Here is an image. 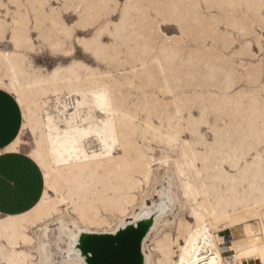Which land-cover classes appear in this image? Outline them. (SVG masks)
<instances>
[{
	"label": "bare ground",
	"instance_id": "obj_1",
	"mask_svg": "<svg viewBox=\"0 0 264 264\" xmlns=\"http://www.w3.org/2000/svg\"><path fill=\"white\" fill-rule=\"evenodd\" d=\"M0 36L7 150L31 132L45 180L0 216V264H264V0H50L0 9ZM74 40L92 63L36 64Z\"/></svg>",
	"mask_w": 264,
	"mask_h": 264
},
{
	"label": "crops",
	"instance_id": "obj_2",
	"mask_svg": "<svg viewBox=\"0 0 264 264\" xmlns=\"http://www.w3.org/2000/svg\"><path fill=\"white\" fill-rule=\"evenodd\" d=\"M23 122L17 99L0 88V216L29 211L45 189L40 165L22 150H7L20 135Z\"/></svg>",
	"mask_w": 264,
	"mask_h": 264
},
{
	"label": "rangeland",
	"instance_id": "obj_3",
	"mask_svg": "<svg viewBox=\"0 0 264 264\" xmlns=\"http://www.w3.org/2000/svg\"><path fill=\"white\" fill-rule=\"evenodd\" d=\"M120 1H123V0H120ZM7 2V0H6ZM52 3L56 6V5H59L60 4V0H52ZM72 15V16H71ZM76 14H74L72 11H69L67 13H65V19L70 23L72 24L75 20H76ZM117 18V17H115ZM162 27V30L163 32H165V34L169 35V36H174V35H177L179 34V28L176 24L174 23H163L161 25ZM178 31V32H177ZM78 34L80 36H83V33L82 31H79ZM75 41V40H74ZM76 43V45H75ZM78 45V46H77ZM74 46H75V49L73 51V54L69 55L70 56V59L68 56L64 57V58H60V56H57L55 54H53L48 48L44 47L42 48L41 50H38V53L36 54L35 56V62L38 66H41V67H44V68H47L48 70H51L56 64L60 63V62H63V63H68L69 61H71L73 59V57L75 56L77 59L81 58V60H84L86 62H89V63H92L93 60L91 58L88 57V53H86L83 49V47H81V45H79V43H77V41L74 42ZM81 47V48H80ZM254 51L259 54V57H262L264 56V52L263 51H260L259 48L255 45L254 47ZM75 54V55H74ZM88 58V59H87ZM60 59V60H59ZM63 60V61H62ZM67 60V61H66ZM49 108L51 110H55V106L54 104H52L51 102L49 103ZM22 141H23V144H22V151L27 153L29 152L32 148L35 147V141H34V137L33 135L31 134V132H29L28 130H24L22 132ZM156 199L155 202H157L159 199L158 197L155 195H153V197L151 198H148V202L150 205L151 202ZM130 217H126L125 219H128ZM129 220V219H128ZM240 231H235V233H238ZM227 239H230V236L232 233L231 230H228L226 231L225 233H223ZM72 236V235H71ZM229 236V237H228ZM70 238V235L69 237H67V240ZM229 254V253H228ZM246 264H259V261H251L250 263H246Z\"/></svg>",
	"mask_w": 264,
	"mask_h": 264
},
{
	"label": "clouds",
	"instance_id": "obj_4",
	"mask_svg": "<svg viewBox=\"0 0 264 264\" xmlns=\"http://www.w3.org/2000/svg\"><path fill=\"white\" fill-rule=\"evenodd\" d=\"M49 2L50 0H8L7 5H5V3H3L2 0H0V9H4L6 7L8 8L15 7L16 9H23L25 7H29L32 9H37L39 7L47 6V3ZM61 35L63 36L64 42L70 41L72 39V33L69 31H63ZM2 38L3 37L0 36V39ZM78 43L81 45V47L85 49V51L89 50L90 41L81 40V41H78ZM52 47L53 49L61 48L63 47V44L58 43L56 45H53ZM63 54L65 56H68L72 54V51L71 50L65 51ZM261 251H264V249H262Z\"/></svg>",
	"mask_w": 264,
	"mask_h": 264
},
{
	"label": "snow or ice",
	"instance_id": "obj_5",
	"mask_svg": "<svg viewBox=\"0 0 264 264\" xmlns=\"http://www.w3.org/2000/svg\"><path fill=\"white\" fill-rule=\"evenodd\" d=\"M73 107L79 108L80 105L79 104H73ZM99 111L100 112H104L105 111V108L103 106H100ZM56 114H58V113H56ZM86 123H87V121H86ZM85 135H88V134L85 133ZM254 252H255V250H253L251 252H247V253H242V255L251 256V255L254 254ZM259 255H260L261 260L264 261V251H261ZM213 264H215V261L214 260H213Z\"/></svg>",
	"mask_w": 264,
	"mask_h": 264
}]
</instances>
